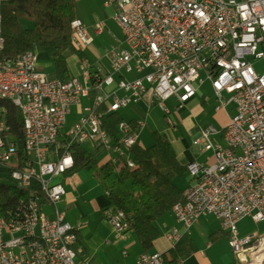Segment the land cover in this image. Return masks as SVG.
<instances>
[{
  "label": "built area",
  "instance_id": "built-area-1",
  "mask_svg": "<svg viewBox=\"0 0 264 264\" xmlns=\"http://www.w3.org/2000/svg\"><path fill=\"white\" fill-rule=\"evenodd\" d=\"M106 4L118 6L114 19L122 28L125 46L109 50V72L85 65V81L78 76L62 81L39 70L34 50L25 52L22 70L5 69L0 14V94L19 97L29 122L28 143L21 152L0 118V184L24 190L36 183L39 188V194L5 209L0 264H49L46 247L57 250L59 264H90L77 260L76 228L59 206L75 184L71 145H102L116 153V165L125 160L135 167L130 149L139 143L146 122L139 120L134 130L122 121V143L113 145L103 117L147 98L149 108L157 105L174 125L167 102L174 98L178 108L184 107L207 81L218 100L216 109L234 105L235 113L224 127V144L214 141L221 132L214 125L202 129L197 142L206 140L204 150L213 153L215 162L188 165L191 185L184 201L171 210L180 226L167 235L175 244L182 237L181 227L188 230L201 216L212 215L240 264H264V230L242 233L239 228L246 217L264 224V68L259 71L255 66L264 60V0H106ZM94 30L100 34L102 23ZM71 32L80 49L93 40L78 18L72 21ZM74 106H82L81 114L63 133ZM21 158H28V165H21ZM45 204L52 207L53 217L44 212ZM25 208L34 209L35 223L26 221ZM103 214L116 234L129 228L126 214L114 205ZM30 233H38V240H30ZM40 237H47L48 245H40ZM137 264H163L162 253L143 252Z\"/></svg>",
  "mask_w": 264,
  "mask_h": 264
},
{
  "label": "trees",
  "instance_id": "trees-1",
  "mask_svg": "<svg viewBox=\"0 0 264 264\" xmlns=\"http://www.w3.org/2000/svg\"><path fill=\"white\" fill-rule=\"evenodd\" d=\"M78 0H0L2 35L5 46L2 58H14L29 50L46 51L54 65L56 76L67 81L73 76L65 57L72 49L82 58L83 53L72 41L71 23L75 17ZM5 110V113H3ZM10 127V133L24 150V130L20 109L10 100L0 99V118ZM124 121L118 112L103 117V127L113 145L121 144L119 124ZM134 130L138 124L128 121ZM153 143L144 147L140 143L131 147L135 167L123 160L119 165L95 158L85 144L74 142L70 151L75 159L71 173L87 171L107 193L111 203L126 214L128 229L132 230L144 252H154L156 240L161 236L156 221L172 206L184 201L186 191L175 182L188 173L181 163L167 133L155 129ZM0 184V211L15 207L20 199L39 194L34 183L30 189H20L12 184ZM5 187V189L3 188ZM197 250L193 240L182 235L167 252L162 253L163 264H185ZM233 264H240L239 262Z\"/></svg>",
  "mask_w": 264,
  "mask_h": 264
},
{
  "label": "crops",
  "instance_id": "crops-1",
  "mask_svg": "<svg viewBox=\"0 0 264 264\" xmlns=\"http://www.w3.org/2000/svg\"><path fill=\"white\" fill-rule=\"evenodd\" d=\"M117 12L118 6L115 4L107 5L105 0H100L99 13L96 17H85L82 11H76V18L84 23L93 40L91 44L81 49L83 53L82 58L72 49L65 51V57L72 76H78L85 81V65L90 70L100 69L103 72L110 71L108 50L112 47L125 46L122 28L114 19ZM98 22L103 25V31L100 34L95 33L94 30V25ZM36 52L39 57V70L45 72L44 68L51 65V58L41 48H37ZM51 76H56V71ZM203 85L199 87L197 95L185 104L183 113H177L179 114L176 116L177 120L174 118V112L172 111L171 116L176 124L171 126L183 127L184 129L180 131V136L176 135L171 130V127L164 131L170 137L181 163L187 165V167L195 161L204 164L215 162L211 151H205L204 147L194 150L193 145H195L194 143L200 137L202 129L209 124L214 125L221 131L219 134L213 136L214 141L224 144V127L229 121V116L235 113L234 105H230L232 107L231 110H228V108L227 110L216 109L217 113H219L218 116H221V114L222 116L219 117L220 120H211L216 113L212 114L211 110L207 107L209 99L207 94L202 90ZM210 89L213 91L212 86ZM147 102L148 99L146 98L139 102L142 104L136 106V111L141 116L142 108ZM81 111L82 109H79L76 112L75 118L80 116ZM137 116V118L132 119L136 122L142 120L140 115L137 114ZM130 120L124 121L128 122ZM143 121L146 122L147 127V120ZM145 130L146 128L142 130L139 138V143L142 146H144L142 141L146 140ZM198 143L202 144V142ZM90 144H94L95 146V149L90 151L95 158L115 163L117 155L112 149H107L95 143ZM80 172L75 173V184L69 186L67 195L59 204L60 208L66 213V221L76 228L78 235V242L75 245L77 260L87 261L90 264H137L138 257L144 251L136 234L132 230L125 231L119 235L114 232L112 225L105 219L103 214L104 209L113 205L107 193L87 171H84L85 176H79ZM43 209H48L49 214L44 212L49 217H53V209L49 204H45ZM156 223L160 229L161 236L156 240L154 252L165 253L174 244L167 233L173 228L179 227L180 224L172 211L165 213ZM256 226L258 224H255L249 217L239 222V228L242 233L264 230H253ZM181 233L191 238L197 247L195 253L185 261V264H233L238 262L236 254L229 245L227 234L222 231L220 222L214 216H201L188 230L181 227Z\"/></svg>",
  "mask_w": 264,
  "mask_h": 264
},
{
  "label": "rangeland",
  "instance_id": "rangeland-1",
  "mask_svg": "<svg viewBox=\"0 0 264 264\" xmlns=\"http://www.w3.org/2000/svg\"><path fill=\"white\" fill-rule=\"evenodd\" d=\"M106 1V0H105ZM117 5V4H115ZM99 8H100V0H78L76 2L75 5V17H76V11H82L83 15H85V17H96L98 16L99 13ZM119 10V9H118ZM91 44V43H90ZM109 51V50H108ZM47 63V62H46ZM51 65H48V67L44 68V71L46 72V74L48 75H53L55 73V68L52 64V61L50 60ZM256 68L260 71L262 68H264V60L260 61V62H256L255 63ZM203 77V74H202ZM210 83L207 81L203 86H202V90L207 94L208 99H209V103H208V108L211 110L212 114L216 113L215 116H213V118L211 120H220L219 117L222 116H218L219 113H217L218 111L216 110V106L218 104V100L216 98V95H214V92L210 89ZM225 97L227 98V94H224ZM143 103V102H142ZM142 103H132L127 107L122 108L121 110H119V114L123 117L124 120H130L132 118H137V114L141 116V114H139L136 111V106H138L139 104ZM86 104V102H85ZM169 108L174 112L173 116L176 119V116L179 114H182L184 111V107L182 108H178L179 104L178 102L172 98L167 102ZM148 102L145 103V106L142 108L143 110L142 112V116L141 119L142 120H147L148 122V126L145 127V134H146V140L142 141V144L144 146H150L153 143V136H152V132L155 129H158L161 132H164L165 130L169 129L171 127V130L173 132H175L176 135L180 136V131L184 130L183 127L182 128H178V127H172L168 121V118H166L165 113L162 109H160L157 105H152L148 106ZM231 106L228 107V110H231ZM79 109H82V106H74L72 108V112L71 114L68 116L67 118V122L66 124L63 126L62 128V132L63 133H67L70 131V129L72 128L74 122L76 121V119H78L76 116V112L79 111ZM179 112V114H177ZM136 115V116H135ZM224 117V116H223ZM177 120V119H176ZM149 141V142H147ZM206 143L205 139H202V144L195 142L193 145L194 146V150H199L200 148L204 147L203 145ZM90 151H93L95 149L94 144H90V143H86L85 144ZM85 176V172L82 171L79 173V176ZM191 179V175L188 171V173L184 176V177H177L176 178V183L180 186L181 189H184L185 191L190 187L192 180ZM191 181V182H190ZM49 209V208H48ZM44 209V211L49 214V210ZM254 227V226H253ZM257 229H264V224H260L258 226H256L253 230H257Z\"/></svg>",
  "mask_w": 264,
  "mask_h": 264
},
{
  "label": "bare ground",
  "instance_id": "bare-ground-1",
  "mask_svg": "<svg viewBox=\"0 0 264 264\" xmlns=\"http://www.w3.org/2000/svg\"><path fill=\"white\" fill-rule=\"evenodd\" d=\"M23 63H26V53H21L17 56L16 61L13 58H3V67L10 72H18L23 69ZM0 99L10 100L14 105H16L21 112L24 130V144L28 143V133H29V122L27 109H24L22 100L17 96H7L6 94H0ZM21 165H28V158H21ZM5 186L9 183H1ZM5 189V187H3ZM2 209V208H1ZM0 209V210H1ZM119 213H125L123 210L118 208ZM25 219L28 223H35V214L33 208H25ZM0 220H6V210L0 211ZM30 240H38V233H30ZM40 245H48L47 237H40ZM45 256L49 264H59L57 259V250L53 247L45 248Z\"/></svg>",
  "mask_w": 264,
  "mask_h": 264
},
{
  "label": "water",
  "instance_id": "water-1",
  "mask_svg": "<svg viewBox=\"0 0 264 264\" xmlns=\"http://www.w3.org/2000/svg\"><path fill=\"white\" fill-rule=\"evenodd\" d=\"M200 176L202 175V173L199 174Z\"/></svg>",
  "mask_w": 264,
  "mask_h": 264
}]
</instances>
